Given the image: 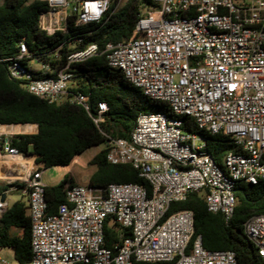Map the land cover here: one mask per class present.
<instances>
[{
  "label": "built area",
  "instance_id": "1",
  "mask_svg": "<svg viewBox=\"0 0 264 264\" xmlns=\"http://www.w3.org/2000/svg\"><path fill=\"white\" fill-rule=\"evenodd\" d=\"M41 31L66 34L75 26L99 24L116 1L40 0ZM156 8L138 16L131 37L104 48L107 65L152 102L165 103L174 116L139 114L129 139H107L106 161L129 165L148 183L110 184L104 189L73 185L65 203L46 215L42 166L22 183L30 220L29 264H238L229 251H208L193 237V214L182 210L165 216L169 206L189 194L203 197L206 211L228 225L235 208V188L264 178V0H152ZM9 62V77L47 104L67 101L81 107L98 127L107 106L69 91L73 64L96 55L95 45L66 57L60 69L31 58L23 42ZM35 61V60H34ZM36 62V61H35ZM189 118L197 131L228 138L237 153L221 166L206 151L202 136L182 130ZM11 136H0V151L19 152ZM14 190V189H12ZM0 195V216L6 209ZM4 196V201H2ZM106 222L128 236L105 246ZM243 233L264 261V214L248 218ZM1 264H7L0 261Z\"/></svg>",
  "mask_w": 264,
  "mask_h": 264
},
{
  "label": "trees",
  "instance_id": "2",
  "mask_svg": "<svg viewBox=\"0 0 264 264\" xmlns=\"http://www.w3.org/2000/svg\"><path fill=\"white\" fill-rule=\"evenodd\" d=\"M156 8L152 0H125L120 6L113 2L99 24L75 26L69 19L66 34L56 32L46 35L40 30L39 15L47 10L40 0H0V125H35L34 135H14L12 147L22 154L36 156L43 170L68 166L84 151L104 145L89 162L95 171L87 186L104 189L110 184H136L149 190L148 183L138 176L129 165H111L106 161L107 139L128 140L139 114L163 113L173 118L165 103L144 98L139 90L128 84L121 72L110 68L103 53L108 43L126 42L132 35L134 24L142 13ZM23 42L31 58L37 63L60 69L66 57L95 45L96 55L83 62L71 65L72 75L69 91L88 98L91 113L97 103L104 102L107 111L103 122L96 127L88 114L79 106L67 101L47 104L29 94L23 83L9 77L8 59L18 54V44ZM182 130L202 136L206 151L214 163L221 166L223 157L237 153L238 148L226 137L212 136L197 131L189 118H182ZM75 185L64 177L53 186L44 187L46 215H53L59 205L65 203L66 189ZM21 191L17 184L0 186V195L9 189ZM10 193V192H9ZM235 208L228 225L218 214L206 211L203 197L189 194L183 202L169 206L165 216L182 210L193 214V237L200 236L202 246L208 251H229L238 264H264L253 245L243 233L242 225L250 217L264 214V178L257 185L240 184L235 188ZM6 207L0 216V249L13 251L16 264H29L30 220L27 215V197ZM115 224L106 222L103 229L105 246L111 248L128 236ZM173 264V263H138Z\"/></svg>",
  "mask_w": 264,
  "mask_h": 264
},
{
  "label": "rangeland",
  "instance_id": "3",
  "mask_svg": "<svg viewBox=\"0 0 264 264\" xmlns=\"http://www.w3.org/2000/svg\"><path fill=\"white\" fill-rule=\"evenodd\" d=\"M125 0L118 5L120 6L124 3ZM29 67L31 69L37 70L39 68V64L34 60L29 62ZM104 145H100L94 148H90L84 151L79 156L75 157L68 166L64 167H52L49 169H45L42 171V181L44 184L48 186H53L59 183L64 177L68 180L72 179L74 183L86 186L89 180V177L95 171L94 166H89L88 162L102 149H104ZM24 200L25 198L21 197L18 191H13L5 196L6 206L10 207L13 203ZM174 212L168 213L167 216L173 214ZM0 261H4L7 264H16L13 259V251L9 248L0 249ZM1 264V263H0Z\"/></svg>",
  "mask_w": 264,
  "mask_h": 264
},
{
  "label": "crops",
  "instance_id": "4",
  "mask_svg": "<svg viewBox=\"0 0 264 264\" xmlns=\"http://www.w3.org/2000/svg\"><path fill=\"white\" fill-rule=\"evenodd\" d=\"M36 133L37 127L35 125H0V136L8 135L12 137L14 135H34ZM40 165L36 161V156L30 153V149H28V153L22 154L19 152L17 156H8L0 151V186L22 185L30 171ZM43 185L48 186L44 183ZM75 185L78 184L75 183ZM13 191L15 192L16 189L12 190L11 188L10 193ZM19 194L22 195L21 192Z\"/></svg>",
  "mask_w": 264,
  "mask_h": 264
},
{
  "label": "water",
  "instance_id": "5",
  "mask_svg": "<svg viewBox=\"0 0 264 264\" xmlns=\"http://www.w3.org/2000/svg\"><path fill=\"white\" fill-rule=\"evenodd\" d=\"M2 201H4V196H2Z\"/></svg>",
  "mask_w": 264,
  "mask_h": 264
}]
</instances>
